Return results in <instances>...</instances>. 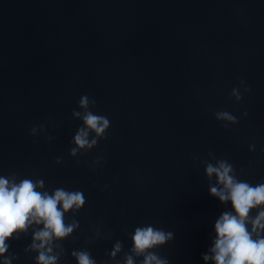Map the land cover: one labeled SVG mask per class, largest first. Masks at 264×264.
I'll list each match as a JSON object with an SVG mask.
<instances>
[{
    "label": "water",
    "instance_id": "obj_1",
    "mask_svg": "<svg viewBox=\"0 0 264 264\" xmlns=\"http://www.w3.org/2000/svg\"><path fill=\"white\" fill-rule=\"evenodd\" d=\"M240 81L249 91L236 103L229 94ZM85 94L110 127L72 158L80 121L71 113ZM221 110L238 123L222 126ZM41 124L51 141L29 135ZM261 148L264 0H0V174L84 193L66 264L96 229L102 238L87 247L99 261L116 240L127 250L125 229L144 223L174 233L159 249L170 264H203L224 208L208 195L200 161L224 157L257 183ZM29 242L11 244L15 264H33Z\"/></svg>",
    "mask_w": 264,
    "mask_h": 264
},
{
    "label": "clouds",
    "instance_id": "obj_2",
    "mask_svg": "<svg viewBox=\"0 0 264 264\" xmlns=\"http://www.w3.org/2000/svg\"><path fill=\"white\" fill-rule=\"evenodd\" d=\"M248 91L240 81L239 88H232L229 100L239 103ZM95 105L94 98L81 95L78 110L71 113L80 121L70 141L72 158L92 151L98 141L106 138L110 121L92 110ZM247 115L244 111L241 117ZM214 118L224 127L238 123L237 117L227 110L215 112ZM38 133L45 135L43 124L29 129L33 137ZM45 139L53 138L45 135ZM255 148V144H250L248 150L253 152ZM260 151L264 153V148ZM60 162L57 158L56 163ZM97 163V158L91 161L89 166L93 171ZM200 163L208 195L224 208L212 225L209 246L201 253L203 264H264V180L251 183L239 178L240 174L228 159L218 158L211 152ZM85 202L84 193L79 189L56 187L49 191L41 178L0 174V264H15L18 256L10 251L11 244L29 235L30 242L23 251L33 256V264H66L63 244L79 230V222L74 217ZM125 233L130 241L127 250L116 240L106 252V259L98 261L87 247L102 238L96 229L91 237L85 238L83 246L70 251V259L74 264H170L159 249L173 241L172 231L144 223L130 233L125 229Z\"/></svg>",
    "mask_w": 264,
    "mask_h": 264
}]
</instances>
